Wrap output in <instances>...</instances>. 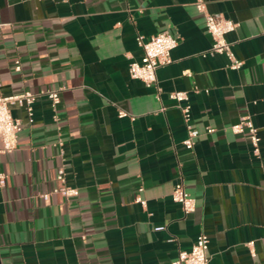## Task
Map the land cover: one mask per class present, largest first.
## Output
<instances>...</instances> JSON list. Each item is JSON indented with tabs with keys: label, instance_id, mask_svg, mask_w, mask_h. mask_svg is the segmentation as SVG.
<instances>
[{
	"label": "crops",
	"instance_id": "1",
	"mask_svg": "<svg viewBox=\"0 0 264 264\" xmlns=\"http://www.w3.org/2000/svg\"><path fill=\"white\" fill-rule=\"evenodd\" d=\"M195 1L0 0V94L60 97L39 95L32 116L11 106L18 146L0 156L1 264H171L201 232L210 264H264V0H204L239 23L226 37L240 69L210 53ZM163 31L179 45L147 86L129 73L143 54L137 36ZM175 90L188 91L200 131L193 150ZM245 115L258 152L231 128ZM60 167L78 196L52 193ZM181 178L196 200L188 215L172 198Z\"/></svg>",
	"mask_w": 264,
	"mask_h": 264
},
{
	"label": "built area",
	"instance_id": "2",
	"mask_svg": "<svg viewBox=\"0 0 264 264\" xmlns=\"http://www.w3.org/2000/svg\"><path fill=\"white\" fill-rule=\"evenodd\" d=\"M194 5L198 12L202 13L205 18L207 31L213 38L210 53L225 54L229 59V67L232 69H240L243 66V60L236 57L231 43L227 40V34L233 32L239 23L233 19L227 18L222 14H213L207 10L204 0H196ZM137 43L143 50L140 60H133L129 64L130 76L134 79L143 81L147 86H155L158 82L157 70L163 65L172 62V52L179 45V37L169 31L159 32L146 38L143 35L137 36ZM16 69H20L18 63ZM39 95H47L53 102L57 104L60 101L59 93L56 90L41 91L33 93L25 91L20 94L3 96L0 94V156L13 152L18 146V125L19 122L14 118L11 106L19 104L25 106L29 115H33V105ZM170 98L176 101L178 107L183 113L184 122L187 128V137L183 141L185 147L193 150L196 139L200 135V131L192 124L191 106L187 102L189 99L188 91L175 90L170 92ZM124 111L120 112V116H126ZM233 132L247 135L256 152L259 151L261 137L259 130L255 126L250 116H241L240 120L231 126ZM215 131V128L208 127L207 133ZM56 178L62 185L54 188L52 193H59L66 198H72L79 195L77 187L69 186L65 183V170L63 167L58 168ZM7 174L0 170V188L6 185ZM142 187L139 191H142ZM51 193L41 194L42 198L48 200ZM174 201L181 204L185 215L192 213L196 208L195 198L188 192L183 178L179 179L172 191ZM136 200L145 205L146 201L138 195ZM162 226L156 227L161 229ZM253 245V242L250 243ZM209 238L201 232L190 250H179L177 257L171 264H210L208 255ZM1 264V263H0Z\"/></svg>",
	"mask_w": 264,
	"mask_h": 264
}]
</instances>
